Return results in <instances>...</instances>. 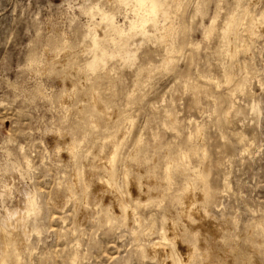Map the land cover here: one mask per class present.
Returning a JSON list of instances; mask_svg holds the SVG:
<instances>
[{
	"label": "clouds",
	"instance_id": "obj_1",
	"mask_svg": "<svg viewBox=\"0 0 264 264\" xmlns=\"http://www.w3.org/2000/svg\"><path fill=\"white\" fill-rule=\"evenodd\" d=\"M0 264H264V0H0Z\"/></svg>",
	"mask_w": 264,
	"mask_h": 264
}]
</instances>
